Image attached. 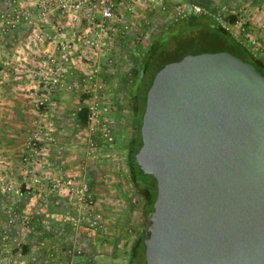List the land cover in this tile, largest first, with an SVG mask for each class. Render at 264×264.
Here are the masks:
<instances>
[{
	"label": "rangeland",
	"instance_id": "obj_1",
	"mask_svg": "<svg viewBox=\"0 0 264 264\" xmlns=\"http://www.w3.org/2000/svg\"><path fill=\"white\" fill-rule=\"evenodd\" d=\"M68 1L0 0V48L4 35L31 24L24 48L33 50L32 67H17L30 77L24 91L33 113L18 157L20 177L7 171L11 165L0 145V264H128L151 214L143 209L128 167L136 127L130 86L140 59L166 28L190 14L207 15L263 60L264 46L249 35L244 11L231 13L227 4L218 5L216 14L187 0L141 5L115 0L109 29L101 33L93 27L97 14ZM197 43L185 54L216 46ZM62 44L70 45L69 61L62 58ZM94 100L108 107L103 117L110 140L100 136L99 126L77 118Z\"/></svg>",
	"mask_w": 264,
	"mask_h": 264
},
{
	"label": "water",
	"instance_id": "obj_2",
	"mask_svg": "<svg viewBox=\"0 0 264 264\" xmlns=\"http://www.w3.org/2000/svg\"><path fill=\"white\" fill-rule=\"evenodd\" d=\"M134 160L156 180L145 264H264V74L227 51L153 76Z\"/></svg>",
	"mask_w": 264,
	"mask_h": 264
},
{
	"label": "trees",
	"instance_id": "obj_3",
	"mask_svg": "<svg viewBox=\"0 0 264 264\" xmlns=\"http://www.w3.org/2000/svg\"><path fill=\"white\" fill-rule=\"evenodd\" d=\"M229 23L235 21L234 16L227 18ZM212 41L216 44L212 51L227 50L240 58L254 64L264 74V62L253 54L217 20L203 14H190L181 18L166 28L149 46L140 59L130 86L131 110L136 123L131 134L128 147V167L134 188L144 201V211L151 213L152 204L156 198V180L150 174H144L134 164L137 152L142 144L140 135L141 119L145 108L146 93L155 73L166 63L178 61L189 49L193 42ZM197 43V44H198ZM180 49V54L177 50ZM77 118L82 124L88 122V109L81 108ZM147 224H148V220ZM139 234L131 246L128 264H145L143 236Z\"/></svg>",
	"mask_w": 264,
	"mask_h": 264
},
{
	"label": "crops",
	"instance_id": "obj_4",
	"mask_svg": "<svg viewBox=\"0 0 264 264\" xmlns=\"http://www.w3.org/2000/svg\"><path fill=\"white\" fill-rule=\"evenodd\" d=\"M6 1L9 3V0ZM17 1L19 3L31 2V0ZM186 2L194 5L196 9H207L216 14H220L218 8L220 4H227L229 11L236 15L244 11L249 35L264 46V0H187ZM207 6L209 8H206ZM35 20L36 18L32 21ZM31 34V24L20 26L17 30L3 36L4 40L1 42L2 44L4 42V45L1 44L0 48V82L1 95L3 96L0 95V145L3 149V158L7 160L6 164L11 165L7 171H10V174H18L16 177H20L18 157L24 152V139L33 117L27 94L24 91L26 85L29 84L30 77L26 70L21 71L24 70L22 67H32L33 58H30L32 54L29 53L33 50L26 51L24 48L25 42L31 37ZM38 50H40L39 47ZM262 50L259 56L263 58L264 62V47ZM24 51L27 56L23 55ZM15 57L20 58L23 62H16ZM17 67L18 69L21 67V70H18ZM13 79L17 82L14 83ZM60 101L64 103V96Z\"/></svg>",
	"mask_w": 264,
	"mask_h": 264
},
{
	"label": "built area",
	"instance_id": "obj_5",
	"mask_svg": "<svg viewBox=\"0 0 264 264\" xmlns=\"http://www.w3.org/2000/svg\"><path fill=\"white\" fill-rule=\"evenodd\" d=\"M65 1V0H63ZM127 4L130 5H141V4H152L157 0H124ZM115 0H69L68 3H76L77 5L82 4L85 5L88 11L97 14L98 19L96 22H93V27H95L99 32H105L109 29L106 22L114 17L113 9H114ZM65 4V3H63ZM75 18V17H74ZM91 20H95L93 17H89ZM92 45L96 47V42L91 41ZM70 45H61V49L64 51L62 58L64 61H69V56L65 54V50H67ZM54 59H52V65H54ZM56 80V79H55ZM88 120H90V124L94 123L96 126H99L100 136L103 139L110 140V133L107 128V123L103 114L108 109L106 105L100 104L97 100H94L92 104L88 107Z\"/></svg>",
	"mask_w": 264,
	"mask_h": 264
}]
</instances>
